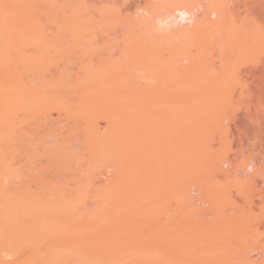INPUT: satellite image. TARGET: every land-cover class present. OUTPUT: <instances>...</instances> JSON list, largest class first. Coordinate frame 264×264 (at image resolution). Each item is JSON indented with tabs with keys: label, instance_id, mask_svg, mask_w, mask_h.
Returning <instances> with one entry per match:
<instances>
[{
	"label": "bare ground",
	"instance_id": "obj_1",
	"mask_svg": "<svg viewBox=\"0 0 264 264\" xmlns=\"http://www.w3.org/2000/svg\"><path fill=\"white\" fill-rule=\"evenodd\" d=\"M37 2L48 6L46 16ZM84 3L0 0V264H264V235L258 233L264 192L257 193L259 203L255 194L251 203L246 199L251 172L242 188L246 204L240 193V201L225 203L230 199L224 192L220 206L214 199L220 194H212L218 191L201 181L194 186L203 205L184 193L188 220L180 221L187 233L181 239L164 241L154 237L157 225L131 220L133 174L151 171L139 145L143 103L152 94L166 99L185 90L204 94L220 87L222 94L229 84L226 93L233 87L242 95L262 88L264 0H110L100 6L98 25H107L99 29L97 22L98 30L85 20ZM115 21L113 28L109 23ZM65 45L78 54L66 55ZM172 102L170 147L161 138L159 146L150 141L157 146L152 171L160 173L159 183L150 181L156 189L167 177L179 175L180 184L185 180L180 174L188 172L182 155L187 135L176 128L182 119ZM20 137L28 167L42 174L23 183L13 167ZM251 160L235 171L247 176L249 168L263 177L264 168ZM218 161L234 165L228 155ZM210 197L218 204H205Z\"/></svg>",
	"mask_w": 264,
	"mask_h": 264
},
{
	"label": "rangeland",
	"instance_id": "obj_2",
	"mask_svg": "<svg viewBox=\"0 0 264 264\" xmlns=\"http://www.w3.org/2000/svg\"><path fill=\"white\" fill-rule=\"evenodd\" d=\"M83 1H85V3L83 4V7H84V5L86 6V7H84L85 9H83V15H84L85 20L88 19V17H89V19H91L90 27H92V28L96 27L95 30H98V28L100 29V27L102 28V26L104 28V26H106L107 24L104 25V24H102L103 23L102 22V23H100V24H102V26L98 25L99 21H102L99 19L100 18L99 10L101 9L102 6H106L107 2L110 0H108V1L107 0H59V3L70 5V4H76L79 2L82 3ZM103 1H106V2H103ZM101 4H103V5H101ZM37 5H38V9L41 11V13H42V11L47 13V11L49 10L48 6L44 2H42V3L37 2ZM88 5L91 9H88L89 8ZM86 11H88V14L86 13ZM91 11H92V13H91ZM45 13L44 14L42 13V14L46 16L47 14H45ZM44 18L46 19V17H44ZM263 20H264V17H263ZM94 21H95V23H94ZM50 22H51L50 18H47V20H45L46 24L50 23ZM96 23H97V26H99L98 28L96 26ZM115 23H116V21L110 22L109 24H111L113 28L118 27L119 23H116V25H115ZM109 24H108V26H109ZM113 24L115 27L113 26ZM111 25L109 26V28H112ZM83 46H84V44L80 45V47H83ZM65 48L68 49L69 47L65 45ZM70 48L68 51H65L66 55L69 54L68 56H71V55L74 56V55L78 54L77 53L78 51H76L77 49H75V51H76L75 52L74 50H72L73 48H71V49ZM261 55H262V57H260V59H259V62L261 60L259 65L262 63L263 66H261V65L260 66L258 65V66L261 67L262 69H264V63H263L264 62V49H263V52ZM249 65H246V66H249ZM244 68H247V67H244ZM209 86L211 87V85H209ZM229 86H230V84L228 86H226V88L227 87L229 88ZM206 88L207 87H205L203 89H206ZM228 88L226 90L224 88L225 92L223 91L222 94H221V92L223 90L222 88L219 89L218 93H215V91L218 89H216L215 91L209 90L210 92L214 91L213 92L214 94H211L210 92L207 91V89H209V87H208L206 89L207 93H209L213 96L216 95L215 97L210 96L208 94L210 96L209 97L208 95H206L207 93H205L204 91H203L204 94H202L199 91L192 92L189 90L188 91L185 90L186 92L182 91V92H180L181 94L178 93L177 95H175V97L172 96V98L164 95V96H166V99H165V97L162 96L163 94L162 95L161 94H152V95H149L148 98L146 99L147 101L144 102L145 104H148V106L144 105V103H143L142 106H144V107H142L139 111L138 119L139 120L140 119L145 120V123H144V121L140 120V123L143 122L144 124L143 123H142V125L138 124L140 126V127L138 126V129L140 131V144L139 145H142L141 146V149H142L141 153H142V156L144 157V158H142V156H141V159H146V161H149V163L148 162H146V163L149 164L148 170L149 171L151 170V171L150 172L147 171V173H134L133 174L132 198H131V204H132L133 209H132V214H131V220H133L132 223H134V222L137 223V221H138V223H139V221H140V223H143L141 221H143V219H145V221L146 220L147 221L146 222L144 221V223H148V221H149V223L151 222L150 225L153 226V229H155L154 225L155 226L157 225L156 228L157 227H159V228L154 230V237L159 236L164 241L166 240V241L171 242L173 240L181 239V238H183L182 236H185L187 234L186 231L184 230L185 228L183 225L184 224L183 222H186L187 218L184 219L185 216H183L185 205L183 206L184 200H182L183 199L182 197L185 194L190 193L191 198L197 200L196 201L197 204H199V203L202 204L201 201L203 202V200L200 199L198 193L195 192V188L197 186L196 187L194 186L195 184L198 185L199 181H201L203 183L205 182L204 184H210L207 186L210 187L208 189L209 190L211 189L210 190L211 192L212 191H214V192L218 191L217 193H212V194H214V195L220 194L219 197H217V198H220V201H219V199L214 197V199L218 201L220 206L223 203V202H221V197H223L224 192H225L224 195L226 194L227 198L230 199L229 201H226V202L224 201V200H226L225 198L222 199V201H224L227 204H229V202L232 204L234 202V199H236L239 196L242 198L241 201L246 204L247 202L244 199L245 194H247L246 196H248V197L250 196L249 198L246 197V199L248 201L249 200L251 201V198L254 199V196L256 195L257 199L255 198L254 201H256L258 203L260 202L259 201L260 197L259 196L257 197V193L259 195V190H260V192H262V190L264 192V169H263L262 173H259L263 177H261L260 175L258 176L257 173H255V170H251L249 168L247 169L248 174L246 173L247 174V176H246L244 174L242 175V172L241 173L236 172L234 169V166H235V168H237V165H239L241 162H244V159L246 157H248L247 162H244L243 165L245 163L247 164L248 161L251 160V158H254L255 163L260 164L261 169L264 168V166H263L264 165V83L262 84V88L255 90V91H251V92L249 91V94L248 93L244 94V92H243V95L241 94L242 93L241 90L239 91V89H236V87H235L236 91L234 90V87H233V90H230V91H228V93H226L227 90L230 89V88L229 89ZM237 91H239V92H237ZM229 92H233L234 95L232 93H229ZM260 92L261 93L263 92V93L261 94ZM155 96H156V98H155ZM160 96H162V97H160ZM212 97H213V100H212ZM225 97H227V98H225ZM216 99H218L217 103L215 102ZM226 99H227V102H226ZM170 100L173 101L172 103H174L175 100L177 101V104L176 103L175 104H176V106L179 107V113H180V119L179 120L182 119L180 122V125L177 126L176 128L178 129V127H180L179 131L181 132V135L183 134V136L187 135L188 137H190L188 139L189 141L186 140L188 137L187 136L185 137L186 139H185L184 144L186 145V147L184 148L185 151H183L184 153L182 154L185 156L183 158V160H184L185 168L188 167V169H187L188 172H186L185 175L183 173L182 176H181L182 173L180 174V177H183L182 179L185 178L184 181L181 179L182 181H180L181 182L180 184H178V182L176 183V181H175L178 179L179 175L176 176L177 178L174 177L173 179H172V177H170L169 180H168L169 177H167L166 181L164 180V182L166 184H164L163 187L160 186V184H157L160 187H159V189H156L155 187H152V185H154L153 183H155V181L160 178L158 176V175H160V173L157 174V173H154L152 171V170H154V168L156 166L155 162H157L155 155L157 154L156 147L159 145H157L156 141L161 138V139H163L162 143L166 147H170V137H167L168 136L167 131H169V136H170L171 135L170 133H172V131L175 130V129L173 130V128L169 129L172 125L170 122H171L172 118L174 117L173 113L171 111H169L170 107L168 105V102ZM191 100H192V102H191ZM196 100L198 101L197 103H196ZM221 100H222V102H221ZM242 100H244V101L242 102ZM162 101H163V103H162ZM212 101L214 102V104H212L213 103ZM183 102H184V107L188 105L187 107H188V109L191 108V111L184 110L186 107L183 109V107H182ZM206 102L208 104H206ZM219 102H221L222 106L219 105L220 104ZM223 102H226V104ZM233 103L235 104V106H232V105H234ZM164 104H167L168 106L162 107ZM198 104H199V106L197 107L196 105H198ZM212 105H214V106L217 105V106L212 107ZM156 106L159 108H157ZM160 106L165 111L162 108L160 109ZM144 109H145V111H143ZM166 110H167V112H166ZM173 111H175V110L173 109ZM169 112H171V113H169ZM175 112L177 113V111H175ZM141 114L144 115L145 118H142ZM177 115H178V113H177ZM153 117H155V118L153 119ZM158 117L163 119V120L166 119V120H168V122L169 121L170 122L168 123L166 121L167 123L165 122L164 123L165 125L163 126L161 123V122H163V120L161 121V119H158ZM167 117H169V119H167ZM157 119H158V121H156ZM139 120H138V123H139ZM159 120H160V122H159ZM153 121L155 122L156 125H154ZM173 121H174V119H173ZM173 121H172V123H173ZM175 121H177V119ZM158 122H159V124H158ZM177 123H179V122H177ZM173 124L177 125L176 122ZM168 125H170V127ZM152 130L154 132H152ZM165 130H166V132H165ZM170 130H172V131L170 132ZM163 131L165 132V134ZM141 132H142V134H141ZM174 133L175 132H173V135H174ZM143 134H144V136H143ZM163 134L165 136L167 135L166 138ZM155 135L157 136V138ZM173 135H171V137ZM143 139H145L146 142ZM151 139H153L151 143L155 142L156 144H154V145H157L156 147H153L154 145H152L150 143ZM18 141H19V144L15 150V153H14L15 155L13 157V167L16 170V179L18 181L20 180V182L23 183V182L29 181L31 179V176H33V175L42 176L41 173H32L31 172V168H29L27 165L24 138L20 137L18 139ZM142 141H144L143 144H145V145L142 144ZM147 143H148V145H147ZM145 146H146V148H145ZM151 146H152V148H151ZM147 147H148L149 151L146 150ZM153 148H155V149H153ZM151 149L155 152V154L153 151H150ZM186 152H187V154H186ZM221 152H225L226 155L224 153L220 154ZM141 153H140V155H141ZM146 154H148V155H146ZM149 154L152 156H150ZM23 155L25 156L24 158H22ZM140 155H138V158L140 157ZM215 155H217V157ZM223 155L224 156L228 155L229 158H231V160L233 159L234 165L233 166L231 164L228 165L227 163H223V165H222V162L220 164V162L218 160H219V158L221 159V157H223ZM145 156H148V158H146ZM154 159H156V160H154ZM254 160L252 159L250 162H254ZM220 161H222V160H220ZM211 162H212V164H211ZM213 162H215V163L213 164ZM211 165L212 166L214 165V166L211 167ZM241 165H242V163H241ZM153 166H154V168L152 169ZM218 166L220 168L222 166V168L218 169ZM244 168H246V167H244ZM229 169H231V170L234 169L235 172L232 171L233 173H231V170H229ZM220 171H222V173H224V174H222ZM227 171L229 173H225ZM250 172H251V178L250 179H252V181L249 179L248 181H251V182H248L249 185L245 186L246 183L244 184L243 182L250 175ZM26 173H27V175L25 176ZM237 173H239L241 175H239ZM109 174L107 173V175H109ZM169 174L170 173H168V176H169ZM173 174L174 173H172L170 175H173ZM104 175H102L101 177L99 176L101 178L100 180L104 179L105 177L107 178V175H105V176ZM252 176L253 177L258 176L257 180L254 179ZM259 177H261V178H259ZM60 179H61V181H63L64 176L61 175ZM171 180H174L175 184H178L179 187H177L178 185L176 186L175 184L174 185L171 184L170 183ZM195 180H197L198 182ZM207 180H210L211 183H209V181H207ZM103 181H105V179ZM150 181L151 182L154 181V182L150 183ZM177 181H179V179ZM157 182H158V180H157ZM183 182H185V183H183ZM236 182L239 184L241 183V185H239V186H242V187L237 186ZM156 183H155V185H156ZM147 185H149V188L146 187ZM214 186H215L216 191L212 190L213 189L212 187H214ZM244 186L246 189L245 191L247 193L242 189V188H244ZM150 188H151V190H152V188L153 189L155 188L157 191L154 190L155 192L154 191L152 192L150 190ZM157 188H158V186H157ZM145 189H147V191ZM184 189L185 190L187 189L188 191L186 190L187 191L186 192ZM219 189L221 191H219ZM180 191H182V192H180ZM255 191H257V192H255ZM244 192H245V194H244ZM139 193L142 194L140 199L138 196ZM179 193L182 194V196H180ZM239 193H240V195L238 196L237 194H239ZM178 194H179V196H178ZM212 194H211V196L213 198ZM252 195H254V196H252ZM210 198L208 199V201L209 200L210 201L209 202L207 201L205 204L211 205L210 202L214 201V200L212 198L211 199ZM237 199H239V198H237ZM181 200H182V203H181ZM217 201H214V202H216L215 205L218 204ZM239 201H240V199H239ZM179 202H180V204H179ZM236 202H237V200H236ZM237 203L240 204V202H237ZM180 206H181V208H180ZM175 209H177V210H175ZM178 209H179V211H178ZM141 211H144V214H141L142 213ZM175 211H177V213ZM181 214H182V216H181ZM177 217H178V219H177ZM178 220H179V222H178ZM180 221H183V222L181 223ZM204 221H206V220H204ZM152 224H154V225H152ZM173 224H175V225H173ZM203 227H204V225H203ZM198 228L200 229L201 227L199 226ZM256 233L257 232H255V233L251 232L249 235H252V234L256 235ZM258 233L261 234V237H262V235H264V226H263V228H261L258 231ZM195 234L202 236L205 233L202 232V234H201L200 231H198ZM249 235H247V236L245 235V237L248 238ZM254 236H252V237H254Z\"/></svg>",
	"mask_w": 264,
	"mask_h": 264
}]
</instances>
